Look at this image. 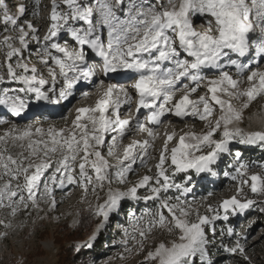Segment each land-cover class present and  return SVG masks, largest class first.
<instances>
[{"label": "snow or ice", "instance_id": "obj_1", "mask_svg": "<svg viewBox=\"0 0 264 264\" xmlns=\"http://www.w3.org/2000/svg\"><path fill=\"white\" fill-rule=\"evenodd\" d=\"M39 7L36 0L33 17L39 16ZM28 14L26 3L10 5L0 0L3 31L11 28L16 33L0 36V46L6 49L0 107L21 117L30 108L62 106L81 86L91 84L99 95L94 104L75 109L67 128H44L35 121L22 128L13 125L0 135V208L15 215L21 205L25 209L37 206L38 197L48 199L54 208L58 188L72 185L95 193L107 186L106 198L94 212L100 223L86 244L76 246L77 251L91 248L121 203L131 199L151 201L155 207L139 215L128 213L129 224L122 227L119 241L125 253L144 252L151 239L155 246L141 264H213L210 252L216 222L264 203L244 195L248 187L252 194L264 196V161L245 160L236 147L264 150V130L240 127L244 110L264 99V70L260 68L264 63V0H51L42 36L41 26L27 19ZM195 17L203 18L207 28L198 30ZM64 34L75 47L67 40L60 42ZM31 43L38 45L42 67L25 59ZM90 53L99 62L90 60ZM105 79L132 82L105 86ZM9 84L16 86H4ZM201 88L205 94L193 99ZM134 94L138 97L134 114L121 118L123 107L132 111ZM80 95L91 93L81 91ZM142 109L148 112L147 122L139 118ZM217 110L220 114L215 116ZM168 115L198 120L204 129L179 135L165 132L154 175H144L129 185L134 166L147 167L152 160L158 138L154 128ZM5 123L0 119V124ZM132 132L147 138L133 140L118 154L121 142ZM16 147L24 151L13 154ZM105 147L107 156H116V163L106 158ZM221 164L229 168L223 175L236 183V193L215 205L206 204L201 212L197 205L205 204L207 197L198 200L193 194V176L215 177ZM177 174H183L180 182L174 179ZM113 181L125 187L113 188ZM173 189L175 194L169 195ZM258 210L264 213V207ZM0 225L12 226L4 220ZM156 235L174 238L156 242ZM0 236L6 238L7 232ZM225 237L233 243H224ZM219 238L220 247L236 264H252L246 235L227 227Z\"/></svg>", "mask_w": 264, "mask_h": 264}, {"label": "rangeland", "instance_id": "obj_2", "mask_svg": "<svg viewBox=\"0 0 264 264\" xmlns=\"http://www.w3.org/2000/svg\"><path fill=\"white\" fill-rule=\"evenodd\" d=\"M11 5L12 2H24L28 5L29 14L27 19L33 20L39 26H41V32L39 35H43L47 28V17L50 12L51 0H39V16L33 17L32 11L36 0H8ZM178 2V0H177ZM204 24L200 28H207V24ZM198 29V30H199ZM203 29V30H204ZM2 35H16L15 32L9 28L8 32L3 31V24L0 23V36ZM67 40L68 44L75 47V44L70 40L66 34L62 35L61 43ZM17 46L19 44L17 43ZM38 45L31 43L28 50L25 51V59L30 64H35L37 67H42L37 59ZM6 49L0 46V72L4 71L3 60L4 53ZM90 60L98 61V58L90 53ZM260 68H264V63L260 64ZM43 70V69H42ZM235 72V69H232ZM45 77L47 78V72L44 70ZM102 78V77H101ZM103 79V78H102ZM113 82H126L124 79H112ZM187 81H185L186 83ZM109 82H104L105 86ZM4 85V86H11ZM246 86V85H245ZM88 90H92L93 86L87 85ZM86 90V91H88ZM206 89L201 88L194 95V98L198 95L205 94ZM99 95V93H98ZM95 98H91L88 102L82 99L77 103L79 107L81 102H85V105H90L95 103ZM135 101L132 111L129 115H122L121 118H128L132 113L135 112ZM242 103V101H241ZM83 105V106H85ZM77 106V107H78ZM264 99L258 100L248 109L244 110V119L240 123V127L247 131L264 130ZM76 107V108H77ZM0 107V119L7 121L5 124H0V135H4L9 128L13 125L22 128L28 123H34L35 121H49L51 125H56L59 122L62 108L57 105L51 107L50 112L42 111L35 113L25 120L22 119H8V111L3 110ZM4 113L3 115H1ZM7 114V116L5 115ZM219 110L214 114L218 116ZM52 115V116H51ZM144 116V117H143ZM141 116V120L146 121V116ZM11 118V117H10ZM42 118V119H41ZM64 120H69L70 117L62 116ZM74 118V117H73ZM147 122V121H146ZM197 126L201 130L204 129V124L197 120ZM170 130L165 131L163 127L157 129L158 139L155 141V150L152 154V160L149 162L147 167H142L139 165L134 166L136 168L135 173L129 176V185L142 178L144 175H154L155 168L154 164L158 159V151L163 145L165 132L173 131L171 128L172 123H167ZM180 125V123H178ZM182 125V124H181ZM70 125H62L60 128H67ZM149 126H152L149 124ZM158 128V127H157ZM182 134V133H177ZM135 139L138 136L133 135ZM169 145L172 147L173 144ZM243 152V159L249 161H264V150L260 148H251L245 146L237 145ZM23 150V149H20ZM18 152V151H16ZM13 151V154L16 153ZM106 158L109 159L111 163H116L115 156H107V151L104 152ZM38 162V161H35ZM231 161L226 162L230 165ZM226 164H221L220 168L217 170L218 175L215 177L207 176L206 178H201L198 176H193V183L195 187L193 188V194L199 200L201 197H207L205 204L197 205L200 207V211L203 212L206 204H217L221 200L229 198L236 193V183L233 182L229 177L223 175L224 170H229ZM148 168H152V172L148 171ZM252 172L261 171L259 168H250ZM174 179L180 182L183 179V174H177ZM113 188L123 189L125 186L118 184L113 181ZM59 189V188H58ZM56 189V191H58ZM55 191V192H56ZM107 194V186L103 190L98 189L95 193L89 190L87 193L83 191L82 188L72 186L67 191L63 190L55 193V198L57 202L64 201L59 207L53 208L50 204L40 203L39 197L37 201V206L29 205L28 208H24L23 205L20 206V210L17 211L15 215L10 214V209L0 208V220L5 222H11L10 228H5L0 225V234L7 232V237L4 238L0 236V264H81L80 261H76L71 250H76L77 245L86 244L89 238L93 235L97 225L100 223V218L94 214L98 204L103 203ZM140 194H144V190H140ZM175 194V189H173L169 195ZM211 194V195H209ZM244 195L249 199H254L257 201H264V196H257L250 192L248 187L244 189ZM191 199V196H189ZM264 203L258 204L253 209L247 210L243 215H237L230 217L229 220L217 221L216 229L217 234L214 238V246L211 247V259L213 264H236L232 256L220 247L219 233L221 230L227 227H233L235 231L246 235V247L248 255L252 260V264H264V213H261L258 209L263 207ZM155 204L151 201H134L131 199H126L121 203V209L119 212L113 214L110 217L108 226L99 233L96 240L92 242V246L98 241H103V250L99 256L92 255V257L86 260L85 264H141L144 260L147 251L154 247L153 241L150 239L148 245L145 247L144 252L134 251L131 254L124 252V246L119 243L123 238L122 227H127L129 224V212H136L137 215L140 214L145 208H154ZM249 225H251L249 227ZM75 227H78L77 229ZM75 228V229H74ZM173 237L156 235V242L161 239H173ZM133 241H129V246H131ZM224 243L232 244V238L225 237ZM86 249L87 247H81L80 249ZM89 248V249H91ZM77 251V250H76ZM121 253H124L123 258H121Z\"/></svg>", "mask_w": 264, "mask_h": 264}, {"label": "bare ground", "instance_id": "obj_3", "mask_svg": "<svg viewBox=\"0 0 264 264\" xmlns=\"http://www.w3.org/2000/svg\"><path fill=\"white\" fill-rule=\"evenodd\" d=\"M205 23L206 24V22H205V20L203 19V18H201V17H195L194 18V26L197 28V29H199V27H202V25H204V24H200V23ZM204 29V28H203ZM202 28H200L199 30H203ZM261 64H263V63H261ZM261 67V66H260ZM261 70H264V68H261ZM103 78V77H102ZM104 82H109V83H116V82H113V81H110V80H108V79H105L104 80ZM132 81L131 80H127L126 82H119V83H124V84H126V85H128V84H130ZM14 86H16L15 84H12L11 86H9V87H14ZM89 86H91V84H89ZM93 86V85H92ZM86 90H88V87L87 86H81V87H78L77 88V91H76V93H75V95L72 97V98H70L69 99V101H66V102H64L63 103V105L62 106H60L61 108H62V110H61V112L59 113V115L58 116H60V120H59V122L58 123H56V128H60L62 125H64V124H66V125H70V123H71V120L73 119V117H74V114H75V109H76V107L78 106L77 105V103L79 102V101H81L82 99H84V101L86 102H88L91 98H95V100L98 98V91H97V89L93 86V88H92V90H88V92H90L91 93V95L90 96H87V97H83V96H81L80 95V93H81V91H86ZM179 95V94H178ZM195 95V94H194ZM193 99H195L194 98V96L192 97ZM134 99H138V97H136L135 96V94L133 95V105H134ZM85 102H81L80 103V106H83V105H85ZM91 105V104H90ZM133 105H132V109H133ZM54 108H55V106H53ZM79 107V106H78ZM3 108V107H2ZM3 110H6L5 108L3 109ZM50 110L51 109H49L48 111L50 112ZM134 110V109H133ZM7 111V110H6ZM42 111H47V109H42V110H39V111H37V110H33V109H29V111L27 112V113H25L24 115H22L21 117H13V116H11L9 113V115L7 116V114H5L7 117H9L8 119H22L23 118V120H25L26 118H29V116H31V115H33V114H35V113H38V112H42ZM51 112H52V110H51ZM129 113H130V111H129V109H128V107L127 106H125V107H123L122 109H121V116L122 115H129ZM4 113H2L1 115H3ZM61 115L62 116H67V117H70L69 118V120H64V119H62L61 118ZM132 115H133V113H132ZM143 115H145L146 117H147V115H148V112H147V110H144V109H142L141 110V112H140V114H139V118L141 117V116H143ZM52 116V115H51ZM11 117V118H10ZM144 117V116H143ZM42 119V118H41ZM141 119V118H140ZM50 122L49 121H46V120H44V121H41V123H40V125H42L44 128H47L48 126H50L51 124H49ZM167 123H172L171 125V128H172V130L173 131H176L177 133H182L183 131H188V130H190V129H192V130H195V131H200V129L198 128V126H197V120H195V119H181V118H178V117H174V116H172V115H168L167 117H165L164 118V120H163V122H162V124L160 125L161 127H163V130H165V131H169L170 130V128H169V126L168 125H170V124H167ZM178 123H180V125L178 124ZM182 124V125H181ZM160 126H158V128L157 127H155L154 128V131L155 132H157V129H159V127ZM137 135L138 136V138L137 139H135V137L133 136V135ZM145 138H147L146 137V134H144V133H141V132H132L131 134H128V135H126L125 136V138L123 139V141L121 142V146H120V149L118 150V154H120V153H122V151H123V147L125 146V145H127L128 143H130V142H132L133 140H143V139H145ZM158 139V138H157ZM10 146H11V142H10ZM21 148H18V147H16V148H13L12 149V151H24V149L23 150H20ZM104 152H106L107 151V148L105 147V149L103 150ZM153 153H154V151H153ZM152 153V154H153ZM115 158H116V156H115ZM72 187V185H68V186H66L64 189H58V191H56V192H59V191H61V190H63V192H65V191H67L69 188H71ZM55 192V193H56ZM55 193H54V195H55ZM39 202L40 203H45V204H50V202H49V200L48 199H42V198H39ZM64 201H59V202H57V204H56V206L54 207V208H57V207H59L62 203H63Z\"/></svg>", "mask_w": 264, "mask_h": 264}, {"label": "trees", "instance_id": "obj_4", "mask_svg": "<svg viewBox=\"0 0 264 264\" xmlns=\"http://www.w3.org/2000/svg\"><path fill=\"white\" fill-rule=\"evenodd\" d=\"M87 2V0H86ZM264 207V206H263ZM90 215H94L93 213H91ZM76 229L78 227H75ZM74 228V229H75ZM103 241L104 240H100L98 241L95 246H93L91 249L89 248H82L80 249L79 251H74V250H71V254L73 253V256L75 257V259H77L76 261H80L81 264H85L86 263V260H89V258H96V257H92V255H96V256H99V254H101V251L103 250Z\"/></svg>", "mask_w": 264, "mask_h": 264}]
</instances>
